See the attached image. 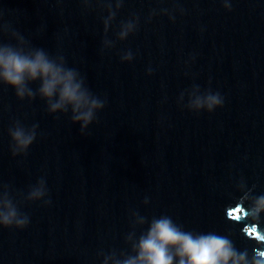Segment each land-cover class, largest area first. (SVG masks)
Returning a JSON list of instances; mask_svg holds the SVG:
<instances>
[{"label": "water", "instance_id": "obj_1", "mask_svg": "<svg viewBox=\"0 0 264 264\" xmlns=\"http://www.w3.org/2000/svg\"><path fill=\"white\" fill-rule=\"evenodd\" d=\"M0 264H264V0H0Z\"/></svg>", "mask_w": 264, "mask_h": 264}]
</instances>
